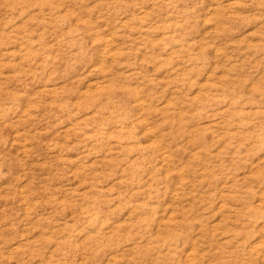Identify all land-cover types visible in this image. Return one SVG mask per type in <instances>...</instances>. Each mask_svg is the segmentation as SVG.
Segmentation results:
<instances>
[{"label":"rangeland","instance_id":"1","mask_svg":"<svg viewBox=\"0 0 264 264\" xmlns=\"http://www.w3.org/2000/svg\"><path fill=\"white\" fill-rule=\"evenodd\" d=\"M0 264H264V0H0Z\"/></svg>","mask_w":264,"mask_h":264}]
</instances>
